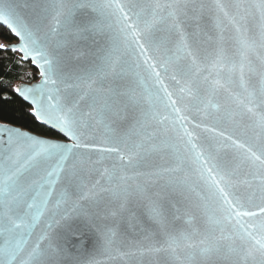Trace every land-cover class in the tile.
Instances as JSON below:
<instances>
[{
	"label": "snow or ice",
	"instance_id": "obj_1",
	"mask_svg": "<svg viewBox=\"0 0 264 264\" xmlns=\"http://www.w3.org/2000/svg\"><path fill=\"white\" fill-rule=\"evenodd\" d=\"M205 18L219 32L202 57ZM0 23L18 40L0 50L31 60L42 78L13 92L65 138L0 126V264H60L64 234L85 205L118 201L119 211L132 199L147 201L153 231L122 258L264 264V0H0ZM69 44L74 61H87L69 64ZM221 92L231 102L223 114L204 99ZM228 122L231 134L218 130ZM241 127L253 133L243 142L233 138ZM165 202L202 212L206 227L170 230ZM115 237L107 230L94 252L107 255ZM83 264L100 262L93 254Z\"/></svg>",
	"mask_w": 264,
	"mask_h": 264
},
{
	"label": "water",
	"instance_id": "obj_2",
	"mask_svg": "<svg viewBox=\"0 0 264 264\" xmlns=\"http://www.w3.org/2000/svg\"><path fill=\"white\" fill-rule=\"evenodd\" d=\"M144 3L150 2V0H143ZM259 23L258 19L253 20L251 27V35L255 38H259ZM0 26L6 27L2 23ZM7 28V27H6ZM8 29V28H7ZM9 30V29H8ZM190 30V29H188ZM219 30L213 26V21L210 18H205L200 22V36L201 40V56H206L214 52L216 48V39L218 36ZM205 34L211 39H205ZM232 34L231 28L229 27L224 35L230 36ZM163 35V34H162ZM14 36V35H13ZM15 37V36H14ZM16 38V37H15ZM175 39V36L172 37ZM54 40H62V37H54ZM18 40L15 43L17 44ZM83 46H81V49ZM228 55L234 54V45L229 42L225 44ZM66 54L69 64L72 63H83L86 62L88 57H81L79 61H74L73 56L76 54V49L70 44L67 48L63 49ZM20 54V53H19ZM24 62H31L27 60ZM32 66L39 71V80L33 83H18V85L33 87L41 83L40 68L32 63ZM166 83L169 84L170 89H175L176 85L170 80H166ZM17 85V86H18ZM235 90V89H234ZM226 93L221 92L217 96H210L205 94L204 99L210 100L213 103H220L222 105V112L224 107H230L231 102L225 104ZM25 101V100H24ZM27 102V101H26ZM31 105L29 102H27ZM32 106V105H31ZM33 107V106H32ZM236 123L241 126L247 124L246 119H241L239 116L235 118ZM41 124V123H40ZM7 125L11 127L18 128L22 131L28 132L30 134H35L43 138L56 139L64 141L59 138H50L44 135H39L34 132H30L22 127H18L12 124H5L0 122V126ZM42 125V124H41ZM46 126V125H45ZM209 126H215L209 121ZM48 127V126H47ZM49 128V127H48ZM227 129L228 133L231 134L233 130V123L228 122L222 125L218 130ZM52 130V129H51ZM246 132V135L244 134ZM253 133L250 130H246L243 127L236 130L234 139H240L243 142L247 137H250ZM0 139V143H2ZM65 187L63 179L57 183L55 190L53 191L52 200L54 201L59 195L60 191ZM147 201H139L136 199L130 200L123 210L117 211L119 207V202L109 203L107 200L103 201L99 206L87 204L85 207L88 209L87 215L82 216L70 221L72 227L71 229L64 234L63 244L67 249L68 258L60 262V264H77V261L80 264H83V261L86 260L90 255H95V258L100 262V264H135V261L129 260L127 258H122L120 252L125 251L130 242L142 241L147 243L145 236L153 231L151 223L148 218L147 211ZM69 203V207H70ZM111 211H116V215H111ZM165 214L167 217L168 227L170 230H198L203 231L206 227V221L204 214L199 211H194L190 206L184 204H176L175 207H170L165 202ZM191 220V223L189 221ZM139 226V227H138ZM112 229L116 233L115 239L117 244L113 246L112 250L107 255H100L94 252L95 242L99 239H103L104 233ZM141 229H147V233L141 231ZM44 230V218H42L41 223L34 229V234L32 240H35L36 237ZM159 239V237H156ZM144 264H171V262L163 256H160L155 259V261H145Z\"/></svg>",
	"mask_w": 264,
	"mask_h": 264
},
{
	"label": "trees",
	"instance_id": "obj_3",
	"mask_svg": "<svg viewBox=\"0 0 264 264\" xmlns=\"http://www.w3.org/2000/svg\"><path fill=\"white\" fill-rule=\"evenodd\" d=\"M17 38L0 26V43L13 44ZM39 80L38 69L31 62H24L20 54L11 50H0V122L22 127L30 132L50 138H59L54 130L41 125L31 114L32 106L13 92L18 83H33Z\"/></svg>",
	"mask_w": 264,
	"mask_h": 264
}]
</instances>
